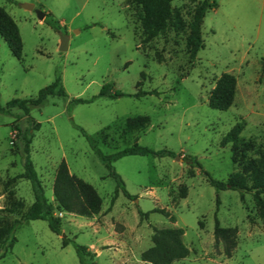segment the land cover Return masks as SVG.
<instances>
[{
    "label": "rangeland",
    "instance_id": "obj_1",
    "mask_svg": "<svg viewBox=\"0 0 264 264\" xmlns=\"http://www.w3.org/2000/svg\"><path fill=\"white\" fill-rule=\"evenodd\" d=\"M202 1L172 0L182 25L172 18L165 32L144 42L140 8L131 0H0L23 45L17 59L0 36V104L36 96L57 71L66 92L48 96L31 108V118L19 121L22 128L31 120L40 124L33 131L30 157L46 198L53 195L52 176L64 160L102 200L100 211L91 216L64 212L60 235L45 220L23 221L13 233L12 247L10 238L0 243V264H80L74 242L93 245L84 264H148L140 253L152 245V227L173 226L183 228L189 254L171 264H264V223L252 195L241 200L237 190L216 192L205 174L182 158L195 156L204 171L225 180L238 165L230 145L223 147L220 141L235 123L244 121L242 137L264 142V0H208L217 6L205 13L203 47L192 59L186 48L187 25ZM35 9L47 13L57 29L40 20ZM60 35H68L65 50L59 49ZM225 72L236 78L234 101L226 110L213 109L208 96ZM106 83L124 95L73 102L97 95ZM139 90L156 92L134 96ZM11 111L0 113V193L6 181L23 171L19 139L11 129L22 111ZM136 116L148 117L143 129L127 127L128 118ZM80 128L105 154L137 142L171 150L174 156L115 160L114 170L133 198L120 190L112 203L116 181ZM8 189L13 194L0 205V223L20 217L34 200L26 179L11 182ZM156 208L168 210L175 221ZM139 211L148 216L141 218ZM215 216L221 226L237 231L230 257L214 241ZM62 237L70 242L64 245Z\"/></svg>",
    "mask_w": 264,
    "mask_h": 264
},
{
    "label": "trees",
    "instance_id": "obj_2",
    "mask_svg": "<svg viewBox=\"0 0 264 264\" xmlns=\"http://www.w3.org/2000/svg\"><path fill=\"white\" fill-rule=\"evenodd\" d=\"M133 4L140 8V22L143 33V41L149 42L157 35L165 32L170 20L173 18L176 24L182 25V18L177 10L171 7L172 0H131ZM215 1L209 3L203 0L195 7L191 20L187 25L188 35L186 37V48L190 57L193 59L196 53L203 47V39L201 34V25L205 13L211 7H216ZM44 21L50 26L57 29L56 23L47 17L45 13ZM0 36L8 45L12 56L17 59L22 57V40L18 30V26L10 14L0 6ZM156 91H137L134 96L151 94ZM236 92V78L233 74L222 73L216 80L214 88L208 96V105L217 110L228 109L233 101ZM124 93L114 90L110 83L104 84L99 93L89 99L75 98L74 103L91 102L96 97L117 98L123 96ZM48 96H66L65 89L62 84L60 71H57L54 80L41 88L37 95L28 98H13L5 103L0 104V113L11 114L12 108H19L22 112L16 115L12 122L11 129L16 132L19 139V148L23 158V171L12 179L3 184V194L5 201L12 196L11 189L8 186L11 182L18 179H26L31 183V189L34 200L20 214V217L11 221H3L0 223V243H4L9 239V247H12L15 237L13 233L19 225L26 220H45L49 229L57 234H61V217L56 215L57 211L74 213L82 216H91L97 214L101 209L102 200L95 188L72 174L68 165L61 160L56 167L55 176L52 184V192L54 202H50L45 196L44 186L40 180L34 164L30 157V145L33 139V131L38 129L40 124L31 120L30 125L22 128L19 121L22 118L29 117L30 110L33 107L42 105ZM148 122L147 116H136L128 118L127 127L129 129H143ZM244 121L235 123L230 130L222 137L221 146L230 145L233 163L238 165V169L228 175L225 180L213 178L208 172L204 171L200 162L195 156L185 155L183 160L187 162L190 168H199L205 174L208 183L216 192L222 190H237L241 200H244L245 194L250 193L257 208L258 217L264 223V142L254 137L244 138L241 132L244 128ZM81 133L86 137L91 149L106 166L111 176L116 181V189L112 198L114 202L118 192L123 191L128 199L133 196L128 193L125 184L118 173L114 170L113 162L125 155H153V156H174V153L168 149L153 150L146 146H141L134 142L123 150L116 151L111 154H105L95 144V139L90 136L84 129L80 128ZM193 173V172H192ZM194 174V173H193ZM7 192V193H6ZM8 196V197H7ZM217 205L220 203L219 198L216 199ZM19 204V203H18ZM0 210H3L2 208ZM154 211L160 212L169 217L174 222L175 217L164 208H156ZM140 217H147L148 212L139 211ZM151 234L152 245L140 253V259L150 264H171L176 260H180L188 256L189 248L183 242L184 230L181 227H152ZM236 229L234 227H223L215 216L213 229V237L216 243L223 244V252L230 257L233 249L236 247ZM63 244L70 242L62 237ZM76 254L80 264H84L87 256H91L90 251L84 245L74 242Z\"/></svg>",
    "mask_w": 264,
    "mask_h": 264
},
{
    "label": "water",
    "instance_id": "obj_3",
    "mask_svg": "<svg viewBox=\"0 0 264 264\" xmlns=\"http://www.w3.org/2000/svg\"><path fill=\"white\" fill-rule=\"evenodd\" d=\"M22 6L25 9H29V10L34 9V5L33 4H30V3H23ZM35 12L37 14V17L40 20H43L44 19V17H45L44 11H42L40 9H35ZM67 46H68V35H60L59 49L60 50H65V49H67Z\"/></svg>",
    "mask_w": 264,
    "mask_h": 264
},
{
    "label": "crops",
    "instance_id": "obj_4",
    "mask_svg": "<svg viewBox=\"0 0 264 264\" xmlns=\"http://www.w3.org/2000/svg\"><path fill=\"white\" fill-rule=\"evenodd\" d=\"M54 176H55V173L52 176V184H53ZM0 200H2V202L0 203V205H1L3 203V201L5 200V195L3 193H0ZM49 201L54 202L53 195H52L51 199H49ZM67 213H69V212H67ZM72 214H74V213H72ZM92 248H93V245H91L90 247H87L88 251H90V252H92ZM146 263H148V262H146ZM148 264H150V263H148Z\"/></svg>",
    "mask_w": 264,
    "mask_h": 264
},
{
    "label": "built area",
    "instance_id": "obj_5",
    "mask_svg": "<svg viewBox=\"0 0 264 264\" xmlns=\"http://www.w3.org/2000/svg\"><path fill=\"white\" fill-rule=\"evenodd\" d=\"M63 213H64V211H57L56 212V215L59 216V217H62L63 216Z\"/></svg>",
    "mask_w": 264,
    "mask_h": 264
}]
</instances>
